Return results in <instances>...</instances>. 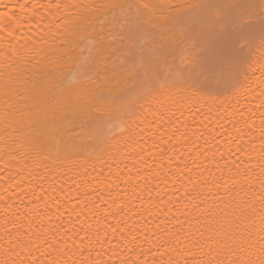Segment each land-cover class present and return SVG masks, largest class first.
<instances>
[{"label":"snow or ice","instance_id":"snow-or-ice-1","mask_svg":"<svg viewBox=\"0 0 264 264\" xmlns=\"http://www.w3.org/2000/svg\"><path fill=\"white\" fill-rule=\"evenodd\" d=\"M201 12V42L168 27ZM0 193V264H264V0L0 13Z\"/></svg>","mask_w":264,"mask_h":264},{"label":"bare ground","instance_id":"bare-ground-1","mask_svg":"<svg viewBox=\"0 0 264 264\" xmlns=\"http://www.w3.org/2000/svg\"><path fill=\"white\" fill-rule=\"evenodd\" d=\"M40 2L41 3H47L48 0H40ZM169 2H171L173 4H181V3H195V2H198V0H169ZM229 2H231V0H229ZM28 3H30V0H0V13H2L4 11H8V10H14L15 12L18 13L19 12V5L20 4H28ZM199 15L203 16V15H205V13L201 12ZM199 15H194L193 14V15H186L183 18H176V19L172 20L169 23L168 27L172 31H174L177 34V36L181 38V40H183L184 39V33H187L186 30L189 28L191 20L194 17L195 18L196 17L197 18L200 17ZM173 16H175V13H173ZM35 32H37V28L33 26L31 34H34ZM191 38H192V36L187 34V40L190 41L192 44H194L191 41ZM144 39H146V37H141V43L144 42ZM183 46L186 47L187 45H183ZM251 47H252L251 59L257 60L259 58V56H260L259 34H257V36L254 38ZM183 54L184 53L182 52L181 47H177L175 52H174V56H175L174 63L176 65H179L181 63V58H182ZM254 67H255V65H254ZM161 75H162V78L165 77V76H168V78H171V76L168 74L167 69H162ZM248 75H249V79L251 80L252 79V74L248 73ZM256 75H259V73L257 72ZM241 103L242 104H249L250 103V104L254 105L256 103V101L253 100L251 97H249L247 101L243 97H241ZM123 119L126 121V123H123V122H121L120 119H117V120L112 121L110 123L109 128L105 130V137L114 138V139H107L106 142L108 144H110V145H115L116 148L120 147V142L122 140L121 133H122L123 129L125 127H127L128 123H131V121L127 117H125ZM245 162H247V161L245 160ZM105 172H107L106 168H105ZM93 175H95V173H93ZM193 178H195V173H193ZM121 187H123V185ZM162 189H163L164 192L168 193V195L164 196L165 200L168 199L169 195L172 196L173 200H176L178 198V196L182 195V192L181 193H174L173 192V188H172L171 182L169 183V185L166 188H164L162 186ZM12 191H14V189H9V194H11ZM0 195H2V193H0ZM221 195H226V193L224 192L223 188H221L220 192L217 193V196H221ZM153 196L155 197V192L153 193ZM145 198H147V194L146 193H145ZM14 199H16V198L14 197ZM9 203H11V201H9ZM16 203L19 204V200L18 199H16ZM97 203H99V201H97ZM109 203H111V202L109 201ZM215 203L218 204L219 207H223L224 206L223 203H220V201H218V200ZM25 204H27V199H25ZM135 204H136V209H134V211H139L140 210V202H139V200H137L135 202ZM207 204H208L209 207L215 206L213 204L211 198L209 199V201H207ZM20 206L22 208L24 207V205H20ZM113 210H115V209H113ZM129 215L131 216V212L129 213ZM181 218H183V217H181ZM133 219H137V217H133ZM161 219H163V217H161ZM218 219H219V217H218ZM75 220H76V217H75V215H73L72 216V221L75 222ZM2 222H3V217H2V215H0V223H2ZM62 222H63L65 227H68V214L67 213L62 218ZM81 222H83V221H81ZM89 222L90 223H94V221H89ZM45 223H46V225L58 224V223H61V221L57 220L56 217H53L52 221H46ZM112 223H115V221H112ZM141 223H143V222H141ZM9 227H11V225H9ZM81 235H82V233H81ZM114 243H115V241H114Z\"/></svg>","mask_w":264,"mask_h":264},{"label":"rangeland","instance_id":"rangeland-1","mask_svg":"<svg viewBox=\"0 0 264 264\" xmlns=\"http://www.w3.org/2000/svg\"><path fill=\"white\" fill-rule=\"evenodd\" d=\"M199 16L200 17H198V18L197 17L196 18L194 17L191 20V23L189 25V28L186 30L187 34H189L190 36H192L191 41L194 44L197 43V42H201L205 38V35H204V32L202 31V29L206 28L207 22L203 19V17L205 15H203V16L199 15ZM234 27H236L237 30H238V21L236 22V24L234 25ZM257 34L253 37V40L257 36ZM253 40H252V43H253Z\"/></svg>","mask_w":264,"mask_h":264}]
</instances>
